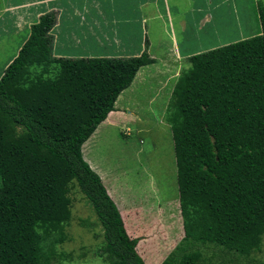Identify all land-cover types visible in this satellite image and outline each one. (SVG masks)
Returning a JSON list of instances; mask_svg holds the SVG:
<instances>
[{
  "label": "trees",
  "instance_id": "obj_1",
  "mask_svg": "<svg viewBox=\"0 0 264 264\" xmlns=\"http://www.w3.org/2000/svg\"><path fill=\"white\" fill-rule=\"evenodd\" d=\"M259 31L188 57L171 95L169 126L183 234L159 264H200L197 244L237 258L264 234V4ZM45 13L0 76V264H48L41 239L69 218L75 180L102 229L109 264H144L81 144L113 110L143 51L112 60L55 57ZM59 238L58 240H60ZM233 260L232 258L230 259ZM147 264H150L149 262Z\"/></svg>",
  "mask_w": 264,
  "mask_h": 264
},
{
  "label": "rangeland",
  "instance_id": "obj_2",
  "mask_svg": "<svg viewBox=\"0 0 264 264\" xmlns=\"http://www.w3.org/2000/svg\"><path fill=\"white\" fill-rule=\"evenodd\" d=\"M260 4H264V0H234L231 5L225 1L219 10L223 14L225 32H228L224 37L239 36L235 22L243 34L258 29L255 15L256 6ZM187 67L188 63L182 64V70ZM161 80L163 77L155 70L142 78L137 76L114 103L112 111L116 113L119 108L123 114L119 120L107 125L110 117L104 119L80 147L83 160L102 171L100 177L104 186L116 205H121L118 210L128 222L125 229L128 236H143L141 238L150 241L144 244L146 257L138 254L144 264L147 258L152 264H159L183 234L169 129L179 119V111L171 95L173 80L156 86L155 82ZM68 197L69 218L62 224L61 231L41 239L47 263L109 264L103 249L101 226L75 180L69 183ZM191 248L201 252L200 264H264V234L259 250L247 258L236 259L235 255L212 244H197Z\"/></svg>",
  "mask_w": 264,
  "mask_h": 264
},
{
  "label": "crops",
  "instance_id": "obj_3",
  "mask_svg": "<svg viewBox=\"0 0 264 264\" xmlns=\"http://www.w3.org/2000/svg\"><path fill=\"white\" fill-rule=\"evenodd\" d=\"M225 1L231 5L234 0H0V76L26 40L30 24L42 14L53 13L55 21L49 30L52 56L112 60L137 56L145 51L153 62L139 67L134 77L142 78L155 70L163 77L155 82L156 86L166 85L170 79L174 84L190 55L259 31L258 26L249 34H243L235 22L239 36L224 37L228 32H225L223 14L219 10ZM255 16L258 20L257 13ZM117 109L116 113L107 114L106 118L110 117L107 125H113L123 115ZM91 168L102 182V171L99 172L98 167L97 170ZM104 188L108 192L107 186ZM107 194L116 205L114 198L109 192ZM120 214L127 224L124 213ZM141 237L138 236L135 251L146 257L144 244L150 241ZM148 262L152 264L147 258L145 263Z\"/></svg>",
  "mask_w": 264,
  "mask_h": 264
}]
</instances>
